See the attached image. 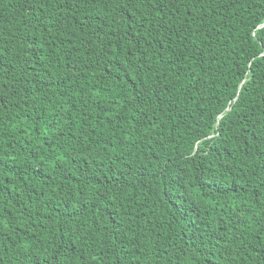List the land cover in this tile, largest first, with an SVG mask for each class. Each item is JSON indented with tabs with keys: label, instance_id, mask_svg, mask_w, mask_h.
Segmentation results:
<instances>
[{
	"label": "trees",
	"instance_id": "obj_1",
	"mask_svg": "<svg viewBox=\"0 0 264 264\" xmlns=\"http://www.w3.org/2000/svg\"><path fill=\"white\" fill-rule=\"evenodd\" d=\"M0 264H264V0H0Z\"/></svg>",
	"mask_w": 264,
	"mask_h": 264
}]
</instances>
